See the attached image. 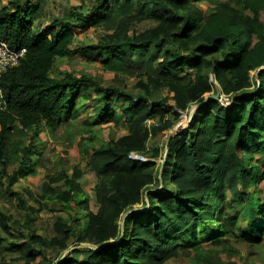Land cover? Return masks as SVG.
<instances>
[{
	"label": "trees",
	"instance_id": "trees-1",
	"mask_svg": "<svg viewBox=\"0 0 264 264\" xmlns=\"http://www.w3.org/2000/svg\"><path fill=\"white\" fill-rule=\"evenodd\" d=\"M7 1L0 7V40L23 49L24 55L0 79L6 102L0 112V183L22 210L24 223L0 209V245L5 244V250L22 255L26 264L36 258L39 263L48 261L51 248L73 247L52 264H164L170 260L169 247L182 244L193 251L192 264H209L204 258L215 253L204 249L203 242L237 252L224 237L231 232L221 222L237 218L230 198L242 202L246 219L245 226L235 230L236 237L249 247L263 242L264 199L256 194L264 182V161L256 165L253 160L256 150L264 147V70L258 71L264 65V0H205L214 6L206 15L193 3L196 0H93L89 8L72 7L44 28L34 27L38 1ZM129 1L136 8L130 14ZM112 3L121 4L119 10L110 11ZM109 15L119 19L111 33L96 43L72 48L78 30L107 24ZM145 20L155 24L139 33L131 29L133 23ZM66 56L128 70L139 76L140 90L104 86L83 70L56 68V60ZM256 70L259 84L251 89L250 72ZM115 73L124 76L119 70ZM211 75L233 104L226 109L210 99L199 108L206 110L201 118L194 116L187 129L172 137L168 158L174 153L171 181L176 191L155 202L167 185L165 179L162 188L154 189L160 186L155 163L160 150L147 151L146 142L171 129L179 111L204 99L212 89ZM162 87L168 88L174 105L171 121H163L169 98H153ZM79 98L97 103L98 124L116 121L112 105L117 102L130 134L111 136L100 147H92L88 166L96 176V211H90L88 198H83L80 171L61 172L54 180L62 185L47 187L39 199L51 211L65 213V218L57 216L55 236H42L33 229V207L13 186L40 154L35 143L41 134L54 133L68 118L79 116L76 108H84L77 105ZM155 116L160 123L143 125ZM140 202L148 209L128 214L123 231L119 219ZM81 210L86 211L82 224ZM12 228L19 231L20 242L13 238ZM82 244L96 245L98 250L79 247Z\"/></svg>",
	"mask_w": 264,
	"mask_h": 264
},
{
	"label": "rangeland",
	"instance_id": "rangeland-1",
	"mask_svg": "<svg viewBox=\"0 0 264 264\" xmlns=\"http://www.w3.org/2000/svg\"><path fill=\"white\" fill-rule=\"evenodd\" d=\"M24 2H29V0H23ZM35 3L38 1L39 9L35 8L34 12L37 14L34 17V27L35 28H44L46 25H49L54 19L61 17L68 11V9L72 7H76L78 10H83L85 8H89L92 5L93 0H30ZM7 0H0V7L7 5ZM130 5L129 14L131 11H135L134 2ZM126 2H123L124 4ZM193 3L204 13V15L212 12L214 10V6L208 3L205 0H196ZM34 5V4H33ZM121 4L112 3L111 10L119 7ZM42 9V10H41ZM125 10V9H124ZM126 11V10H125ZM128 14V15H129ZM113 15H109L110 21L107 24H102L98 26H88L81 30H78L75 34L74 40L71 43L72 48L81 44H91L99 41V38L106 35V33H111L114 29V25L118 22L119 19L112 18ZM152 20H145L140 22H135L132 25V30L135 32H142L143 30L153 26L155 22H151ZM54 66L60 70H72L79 72L81 70L90 74V76L98 79L100 83L104 86L113 85L114 87H122L126 90H130L133 92H138L140 87L137 86L139 76H136L134 73H128V70H120L117 69V66L114 68L115 70L106 69L105 65L98 63H87L81 57H69L66 56L64 58H58L54 64ZM140 66V65H139ZM264 68V65L258 69V71ZM116 70L119 72H123L124 76L115 73ZM145 70L143 66L140 71ZM151 70V69H150ZM188 70V69H187ZM257 70L250 72L251 77V89L256 88L259 84L257 78ZM191 72H193L191 70ZM188 73L185 71V74ZM190 74H187L188 77ZM192 79V76L189 77ZM212 84V89L208 93L204 94L205 96H213L219 92L220 99L217 101L223 108H229L232 106L233 102L230 97L225 95L218 82L215 80L213 76V80H209ZM168 88L162 87L156 93H154L153 98L157 101L163 98H169L167 101L170 105L167 108L163 106L165 109V115L163 117V121H171L173 118L171 108H174L173 102L171 101V94L168 92ZM78 106L84 104V108H76L79 112V116L73 121H68L63 123L54 133L46 132L42 133L39 141L36 140L35 148L42 149L40 154H36L33 157V163L30 168L27 170V175L24 178H20L13 186L14 190L19 191L23 194L24 199L28 206L33 207V212H31V217L34 218L33 229L35 233L42 235L53 237L56 235L54 231V227L56 224L57 216L65 218V213L53 212L50 209V206L47 202L40 200V196L44 194L47 187L52 184L53 187H59L62 183H59L58 180H54L59 177L61 172H65L68 175H72L73 172L78 173L79 171L82 173V177L80 178L81 188L84 191L83 198L87 197L89 201V209L90 211H96L97 205L94 202L93 195V186L96 182V176L91 172L90 167L88 166V162L92 155V147L98 148L104 143L108 142V139L112 136L115 139H119V137L128 136L130 134L129 125L124 120L123 116L120 114L118 110V103L115 102L112 105V108L116 109V121H112V119H106V121L101 123H95V112L98 111L97 103L93 100H82L78 99ZM194 104V103H193ZM190 104L185 111L180 113L178 120L171 121L172 128L155 136L154 138H150L146 142L147 151L153 150L156 147L160 150V155L155 159V163L158 169L157 179L160 183V186L155 187L154 189L159 190L163 187V180L166 179L165 190L162 195L155 197V202L164 198L176 191L175 185L171 181L172 167L174 164V153L168 158L169 148L167 145V155L165 160L163 158L166 152V141H169L174 137L173 135L176 131L182 132L183 130L188 128V124L190 123V117L192 114V106ZM77 106V107H78ZM198 107L193 117L196 119L201 118V116L206 112V110H201ZM209 111V110H208ZM192 117V118H193ZM87 120L90 123H94L93 125L85 124L84 121ZM160 123L159 116L151 117L147 119L143 125L146 127H152ZM37 141L39 143H37ZM262 141V140H261ZM263 142V141H262ZM143 158V156H141ZM256 165H260L264 161V147L260 151L256 150L254 154ZM169 160V164L166 166L165 161ZM48 176V178H46ZM253 191V188L250 189ZM86 195V196H85ZM258 198L264 199V182L260 183L257 186V194ZM146 198V195H143V200ZM230 202L233 205L232 212L237 216L236 219H223L221 222L224 224L225 229L230 231L231 233L225 235L224 237L228 239V244L236 250L235 251H223L221 248H215L210 243L203 242V248L206 250H212L215 254L213 258H204L207 262H218L220 264H264V240L260 245L249 247L245 244L244 241L236 237V231L240 228L244 227L246 224V219L241 214L242 202L238 201L235 198H230ZM0 209H3L9 215L10 219L18 220L22 225L24 223V214L22 210H20L16 203L9 198L7 193H5L4 188L0 183ZM145 206H142V203L135 205L132 209L133 212H142L147 210ZM83 215L81 216L80 223L82 224L86 211L81 210ZM132 212V213H133ZM127 213V212H126ZM126 213L121 216L118 221L120 227L122 226V230L124 231L125 223H126ZM216 219L221 220L222 216L219 213L216 214ZM65 222V219L63 220ZM128 229H131V221L127 223ZM13 238L16 241H21L22 237L18 230L12 228ZM27 230H22V236L26 235ZM224 235V234H222ZM109 242H111L109 240ZM83 245V244H82ZM97 248L96 245L86 244ZM5 244L0 245V264H6V261H13L15 264H26V260L21 258L22 255L17 252L12 253V251L5 250ZM76 248V247H75ZM169 252L168 261L164 264H192L190 262L191 257L193 256V251L182 244H176V246L172 245ZM69 250V249H68ZM64 252L60 260L69 252V251H61L58 249L51 248L48 250V261H41L40 258H36L34 261H31L29 264H52L53 261L58 259L61 256V253ZM66 253V254H65ZM85 256V255H82ZM56 263V264H57ZM202 264H206L205 261Z\"/></svg>",
	"mask_w": 264,
	"mask_h": 264
},
{
	"label": "built area",
	"instance_id": "built-area-1",
	"mask_svg": "<svg viewBox=\"0 0 264 264\" xmlns=\"http://www.w3.org/2000/svg\"><path fill=\"white\" fill-rule=\"evenodd\" d=\"M24 55L23 49H13L10 48L4 41L0 40V79L2 75L9 70L18 65L19 60ZM210 80H213V75L210 76ZM6 109V102L3 96L2 89L0 87V112ZM132 158L138 159L139 156L132 154Z\"/></svg>",
	"mask_w": 264,
	"mask_h": 264
},
{
	"label": "water",
	"instance_id": "water-1",
	"mask_svg": "<svg viewBox=\"0 0 264 264\" xmlns=\"http://www.w3.org/2000/svg\"><path fill=\"white\" fill-rule=\"evenodd\" d=\"M260 70H264V68H261ZM219 95H220V94H219V92L217 91V93H216L215 95H213V96H205L204 99H203L201 102H199V103H197V104H194V105L192 106V111H191L192 114H191L190 120L192 119L193 114H194L195 110H196L198 107L204 106V105H205L210 99H213V100L218 101V100L220 99ZM178 133H179V131H176L173 135H176V134H178ZM168 143H169V139H167V141H166V145H165L166 152H165V156H164V158H163V161L165 160V157H166V155H167V145H168ZM132 212H133V210L128 211V212L126 213V216H127L128 214L132 213ZM121 228H122V226H121ZM79 247H84V248H88V249H91V250H98V248H94V247L89 246V245H86V244L80 245ZM74 248H75V247L70 248V249L67 250V251L73 250ZM65 254H66V253H65Z\"/></svg>",
	"mask_w": 264,
	"mask_h": 264
}]
</instances>
